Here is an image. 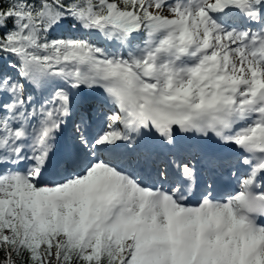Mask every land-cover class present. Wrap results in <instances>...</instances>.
Returning <instances> with one entry per match:
<instances>
[{"label":"snow or ice","instance_id":"6c2138e0","mask_svg":"<svg viewBox=\"0 0 264 264\" xmlns=\"http://www.w3.org/2000/svg\"><path fill=\"white\" fill-rule=\"evenodd\" d=\"M0 264H264V0H0Z\"/></svg>","mask_w":264,"mask_h":264}]
</instances>
